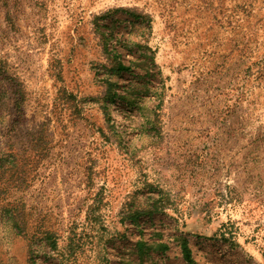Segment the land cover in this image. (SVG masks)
Masks as SVG:
<instances>
[{"label": "rangeland", "instance_id": "rangeland-1", "mask_svg": "<svg viewBox=\"0 0 264 264\" xmlns=\"http://www.w3.org/2000/svg\"><path fill=\"white\" fill-rule=\"evenodd\" d=\"M183 237L264 264V0H0V264H187Z\"/></svg>", "mask_w": 264, "mask_h": 264}, {"label": "trees", "instance_id": "trees-1", "mask_svg": "<svg viewBox=\"0 0 264 264\" xmlns=\"http://www.w3.org/2000/svg\"><path fill=\"white\" fill-rule=\"evenodd\" d=\"M116 11V10H114ZM121 11L125 12L127 15H129L130 17H132L134 20L138 19L137 21H132L131 22V25L133 27V25H135V22H143L145 21L146 24L149 23L148 19H146L143 15L141 14H137L135 13L134 11L132 10H127V9H121ZM107 14V13H106ZM105 14H103L102 16H104ZM96 26L99 28L100 27V24H96ZM110 35L109 36H105L103 34V32H101V37H102V40H103V47L105 49V51L110 55L111 59L113 60V68L115 71H119V70H129V66H124L123 62L119 59V54L112 48H108L109 44H108V41L110 39ZM108 82V81H107ZM142 89H147L144 85H135V86H132L130 87L128 90H123L121 94H118L115 90V88L113 89H110L109 88V91L108 93H110V97H111V100L112 99H119L121 102H123L126 107H134L136 108L137 110L140 109V106H137V101H138V93H140L142 91ZM132 90H134V92H132ZM137 93V94H135ZM180 249H181V254H182V257L183 259L186 261L187 264H193V259L191 257V254H190V251L188 249V246H187V240L185 237H183L180 241Z\"/></svg>", "mask_w": 264, "mask_h": 264}]
</instances>
